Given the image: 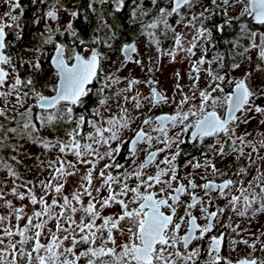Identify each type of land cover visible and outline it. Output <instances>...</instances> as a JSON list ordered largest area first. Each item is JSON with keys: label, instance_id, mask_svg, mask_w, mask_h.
<instances>
[{"label": "snow or ice", "instance_id": "1", "mask_svg": "<svg viewBox=\"0 0 264 264\" xmlns=\"http://www.w3.org/2000/svg\"><path fill=\"white\" fill-rule=\"evenodd\" d=\"M35 2L44 10L32 23L43 21V29L36 34L38 42L30 46L22 44L25 11L21 0H4L9 10L0 15V152H11L8 157L0 156V170L12 180L9 194L28 201L15 205L4 193L7 185L0 181V201L7 209L0 214V264H198L201 248L192 247L193 242L211 233L226 210L239 216L250 211L253 215L264 213V131L238 133L256 115L260 117L258 125L264 127V83L257 85L252 79L255 72L264 74V33L257 43V33L240 23V33L247 36L250 46L236 55L251 63L245 53L258 49L261 63L239 77L231 75L242 67L235 55L230 64L219 52L208 58L215 48V33H223L226 25L250 16L264 26V0H86L84 4L69 0L71 6L64 0ZM129 8L130 19L141 25L138 37L146 39L147 62L138 37L114 46L118 30L105 18L106 12L119 19ZM61 13L69 17L63 24ZM218 14L225 17L224 22L209 27L208 22ZM92 15H98L99 22L86 37L76 23L88 22ZM177 27L182 30L178 32ZM183 29L189 32L185 34ZM169 38L172 43L165 49L162 41ZM233 47L239 48L238 41ZM197 50L200 56L193 59ZM110 52L119 53L114 72H106L104 67L112 62ZM181 52L189 62L192 83L189 95L179 83L180 73H175L179 101L158 91L159 81L151 75L143 81L119 75L129 64L152 74L160 71L164 56L175 63ZM201 73L209 80L204 89L199 87ZM122 83L124 87L115 88ZM142 83L150 89L147 96L138 89ZM92 95L97 96L98 106L87 115L78 113ZM197 99L198 104L194 103ZM110 101L115 103L114 113ZM169 102L176 104L174 113L151 116L142 111L145 103L150 112ZM133 111L145 117L137 128H132L139 119ZM169 126L179 127L180 132L169 137ZM61 128L63 137L43 134L45 129L58 132ZM125 130L133 132L128 139L123 136ZM183 136L202 145V160L184 162L193 170L203 169L197 173L202 183L196 182L193 172L181 175L177 158L183 151L180 146L188 142ZM206 138L212 142L205 144ZM154 142L164 147L152 151ZM28 143L42 150L35 160L38 170L48 175L43 180L37 177L36 181L17 183L23 180L16 168L23 164L20 157L31 158L25 150ZM125 144L131 153V171L115 160ZM141 144L146 147L140 149ZM205 147L212 155L203 151ZM53 150L56 154L48 158ZM138 151L147 155L136 165ZM166 151L170 154L157 162ZM70 155L74 160L67 158ZM217 157L232 158L235 180L217 167ZM105 160L108 162L97 171V165ZM79 166L84 167L83 174L73 190L65 193ZM152 166L155 171L149 174L146 169ZM122 168L124 171H119ZM250 175L245 187L243 178ZM217 177L229 178L218 183ZM234 189L240 194L233 195ZM217 197L227 200L225 207L216 206ZM117 205L119 211L102 215ZM197 211L199 216L194 214ZM200 219L205 223H198ZM116 233L123 237L119 244ZM224 240L222 233L210 237L205 264H231L220 255ZM249 247L254 250L256 245ZM238 264H264V260L246 257Z\"/></svg>", "mask_w": 264, "mask_h": 264}, {"label": "flooded vegetation", "instance_id": "2", "mask_svg": "<svg viewBox=\"0 0 264 264\" xmlns=\"http://www.w3.org/2000/svg\"><path fill=\"white\" fill-rule=\"evenodd\" d=\"M49 2L51 3L52 0H49ZM66 6H71L69 4V0H64ZM72 3H78V4H84L86 3V0H71ZM205 2H207V0H205ZM21 4L24 8L25 11V15L22 18L23 20V25L25 28V32H24V40L22 41L23 45H30V43H32L31 38L34 36L36 37V34L41 31L43 29V21L41 22L40 25H35L32 23V21L39 15L40 11L44 10L43 7L41 5H39L38 3H36L35 1L32 0H21ZM131 11V8H129L127 11L123 12L120 14L119 19H114L111 15L110 12H106L105 18L109 20L110 23H114L116 24V26L118 27V33L119 32H125V33H132L134 30H140L141 25L139 23H134L130 17H129V12ZM69 19V17L65 14L64 18H62V14H61V20L60 23L63 24L65 22H67V20ZM148 19V18H145ZM225 20V17L223 15H216L215 17L211 18V20L208 22V26L209 27H213V25L218 24V23H223ZM99 22V17L98 15H92L89 19L88 22H82V21H77L76 26L80 28L81 30V34L87 36H90L93 34L94 29L97 27ZM243 22L245 24H248L251 28L252 31H255L257 33V43H259V39H260V34L264 33V26L262 25H258L256 23L250 22L248 17L244 18L243 21L237 20L234 23H232L231 25H226L225 26V31L223 33H215L214 35V41H215V48H212L209 52H208V58H211L213 55H215L217 52H219L220 54L224 55L226 57V62L227 63H231L232 62V58L235 55V59L241 61L242 63V67L240 70L232 72L231 75L235 76V77H239L240 75H242V73L245 70H251L255 68V65L258 63H261L259 61L258 58V49L255 53V55L250 56L251 57V63H247L244 60V57H241L239 55H236V53H238L239 51H241L243 48H248L250 46V41L248 40L247 36L242 35L240 33V23ZM104 33L101 32L99 33V35H103ZM231 36L229 38V42H237L239 43V48H235L233 47V43H225L224 41V36ZM132 40V39H131ZM130 40V41H131ZM140 40V38L137 39V43ZM172 41L171 39H167V40H163L162 41V46H165L166 48H168L171 45ZM252 50V49H251ZM248 53V52H247ZM247 53H245L246 57ZM200 56V52L198 50V54H197V58H199ZM254 56V57H253ZM45 67L47 68L48 65L45 64ZM205 67H207V65H205ZM213 67H215V65H213ZM23 72V70H22ZM186 72H189V69H186ZM259 72H255L253 75V83L254 84H260L257 83L258 80H260V77H258ZM263 76V83H264V74H262ZM48 80L51 79L50 76L47 77ZM47 82L42 81V83ZM183 86H184V92L188 93L189 95H191V91L189 89V85L192 83V81L188 78L185 80V76H184V82H182ZM209 83L208 77L206 76V74L201 73V79L199 81V87L200 89H204L207 87ZM159 91V90H158ZM46 94H51L47 89H45ZM218 94V93H216ZM214 94V95H216ZM198 96V93H197ZM193 103L192 101H190V104ZM194 103L198 104L199 103V99H197L196 101H194ZM259 103V102H258ZM164 103H161L160 105H162ZM167 105V104H166ZM163 108H161L158 111H155L153 113H149L147 115H151V116H157V115H162V114H171L174 113L175 109H170L169 107L163 106ZM185 109H187L189 107V105H185L184 106ZM219 112L223 113L224 109H218ZM145 117H141L139 118V123L136 125L135 128H137L140 125L141 120H143ZM195 119V118H192ZM260 117L259 115H256L254 119L251 120V122L247 125H242L239 129H238V133L239 134H243L245 131L247 132H252L254 135H257L258 133L264 131V127L259 126L258 125V121H259ZM174 130V128H172L171 126H169V137L175 136L177 133ZM172 134V135H170ZM133 135V132H131L128 136L125 137V139H128L129 137H131ZM154 135H156L154 133ZM182 139L187 140L188 142L181 145L180 147L182 148V153L181 156L177 158V164L180 166V172L181 175L187 174L189 172H193L195 178H196V182L202 183L203 181H201L199 179V175L197 173H203V169L200 170H193L191 165H188L187 167L184 166V162L187 160H193V162H195L196 160H202L203 156H202V152H201V148L202 145L200 143H196L195 145L193 144V142L191 140L188 139L187 136H183L181 137ZM251 138V137H250ZM212 142V138H206L205 140V144ZM140 149H144L146 147V145L141 144ZM164 145L163 144H159V143H155L153 144L152 147V151H155L158 148H163ZM174 150V149H173ZM203 151L208 152L209 155H212V152L209 151V149H207L206 147L203 149ZM170 153L166 152H162L160 153V155L157 158V162H159V160H162L164 158L165 155H169ZM147 152L146 151H138L137 153V157L135 159V164L138 165L141 162H143V160L146 158ZM115 160L118 161L120 164L124 165L129 171L132 170V158H131V153L129 151V145L125 144L122 147L121 153L119 155H117L115 157ZM217 167L222 169L225 172L229 173V177L232 179H236L235 176H232V172H234L236 170V165L233 163V160L231 157H217L215 160ZM246 162L241 161V164H244ZM119 171H124V169H120ZM146 171L149 174H153L155 171V167L152 166L148 169H146ZM114 174H117L116 172H114ZM252 175H255V172L252 173ZM229 177H217L216 180L217 182H221L222 179H226ZM209 179H212V177H209ZM243 179H245L246 183H245V187H247V180L251 179V175L248 177H244ZM199 192V189L197 190ZM233 195H239L240 193L237 190H233L232 191ZM184 199H187V197H184ZM215 204L218 207H225L227 204V200L223 199V198H219L217 197L215 199ZM242 204V201H241ZM253 207H257V205H253ZM119 211V206H115L114 208H112L111 210H109L108 214H111L112 212H117ZM182 209H181V214H182ZM195 215L199 216V212H194ZM257 214V213H256ZM256 214H252V212L250 211L246 216H239L234 212L228 211L226 210L224 215L222 217L219 218V223L216 225V227L213 229V231L209 234H207L203 240L200 241H195L193 242L192 247H196V246H200L201 248V252H200V256L201 259L198 261V264H205V261L208 259L207 257V247L208 244L210 243V237L212 235H219V234H224L225 236V240L222 244L221 250H220V255L224 258H226L227 260L231 261V264H238V261L240 259H244V258H252V259H256L258 262L261 260H264V244L261 246V248L259 250L256 251V249H252L251 247H249V245L252 244V241L249 240V236H250V228H252V224L254 223L255 220H251L253 219V217ZM229 217L231 219H229ZM101 221L98 220V224ZM198 223H205V221L203 219L198 220ZM231 225V227H227V225ZM233 229H235L233 231ZM117 236V241L118 244L119 242L123 239V237H121L119 235V233H116ZM248 241V244H244L242 241ZM233 241H235L236 243H233ZM99 243V242H98Z\"/></svg>", "mask_w": 264, "mask_h": 264}, {"label": "rangeland", "instance_id": "3", "mask_svg": "<svg viewBox=\"0 0 264 264\" xmlns=\"http://www.w3.org/2000/svg\"><path fill=\"white\" fill-rule=\"evenodd\" d=\"M32 1H35V0H32ZM8 10H9L8 5L6 3H4V0H0V15H3ZM237 11H238V9H237ZM61 14H62V18H64L65 14L64 13H61ZM233 14H235V13H233ZM181 30H182L181 27H177L178 32ZM183 31L185 32V34H187L189 32L188 29H183ZM138 33H139V30H134L133 34L132 33L119 32L118 33V39H117L114 46L118 47L121 43L128 42L131 39H133L134 37H138ZM230 37L225 35L224 41L229 40ZM138 38H140V40L138 41V47L140 49V52L144 55L145 61L147 62V54L145 52V49L147 48L146 39L144 37H138ZM30 41H32V43H30V45L38 42V40L34 36L31 38ZM30 45L25 44L24 46H30ZM163 47L165 49H167L165 46H163ZM152 51L154 53L155 49L153 48ZM256 51H257V49L250 50L247 53V56L255 55ZM197 54H198V50H197ZM109 55L111 56L112 62L106 63L104 65V67H105L106 72H114L116 67H118V64H119V62L117 60V56L119 55V53L110 52ZM183 57H184V53L181 52L177 56L176 62L173 63L169 60V58L167 56H164L160 61V65H159L160 71H156L152 74H149L146 69L142 71L136 65L129 64L128 68H125L123 71H121L119 73V75L121 77L131 75V76L136 77L142 81L149 78V75H151L152 78L159 81L158 85H156V87L159 91L163 92L168 97L174 96L176 101H179L181 96L176 91L177 78L175 76V73L176 72L180 73L179 83L182 85L183 84L182 82H184V76H185V80L188 78V72H186V69L187 68L189 69V62H188V60L184 59ZM196 58H197V55L193 59H196ZM258 77H260V80H258L257 83H263V76L261 73L258 74ZM122 87H124L123 83L115 86V88H122ZM115 88H114V90H115ZM138 89L145 96H147L149 94V91H150L149 87L143 83L138 86ZM135 91H136V89L134 88L133 93ZM133 93H129V95H132ZM95 97L96 98H94L93 103H95L97 100L96 95H95ZM110 103H111V110L114 113L116 111L115 103L111 102V101H110ZM162 105L169 107L170 109L176 108V104L171 103V102L167 103V105L166 104H162ZM162 105L159 104L156 107H153L151 109V111L149 112L148 107L145 103V106L143 107L142 111L145 114L153 113V112L158 111L161 108H163ZM127 106L129 107V109H132L131 103H129ZM100 110L105 116L108 115V112L104 108H101ZM133 115H138L139 118L143 117V115H139V113H137L135 111H133ZM138 123H139V119H137L135 124L132 125V128H135ZM174 130L176 131L174 133L180 132L179 127L174 128ZM130 133H131V131L125 130L123 132L124 138L126 136H128ZM43 134L48 136L49 138L54 137V136L63 137L64 130H63V128H61L57 132V131L45 129V130H43ZM170 135H172V134H170ZM116 146H117V142H113L112 147H116ZM25 150L29 153V156L31 158L25 159L23 156L20 157L23 160V164L22 165H16V168H17V171L20 173V175L23 177V180L17 181V183H22L23 181H36L37 177L40 180H43L48 175V173L46 171L45 172L39 171L37 168L38 162L35 160V157L38 156L42 150L40 148L34 146V145H31L30 143L25 145ZM101 151H104V149L102 148ZM55 154H56L55 150H53V152L48 154V158H53ZM10 155H11V152H10V150H7V149L0 152V156L8 157ZM67 158L69 160H74V157L71 155L68 156ZM107 162H108L107 160L101 161L97 165V171L99 170V168H102L103 165ZM79 167H80V171L77 174V176L69 178V181L65 187V193L71 192L73 190V188L76 186V184L79 180V176L83 174V172L85 170L84 167L83 166H79ZM0 181H3V183L5 185H7L6 187H4V193L7 196V199L12 200V202L17 206H19L21 203H24V204L28 203L27 200L18 201L13 196H11L9 194V190L12 187V180L10 178H7L5 170H0ZM96 183H98V182L94 180V184H96ZM23 190L24 189H21V191H23ZM104 194L106 195V192ZM37 195H40L39 188H37ZM50 199H51V197H49V200ZM3 203H4L3 201H0V214H4L7 212V209L3 207ZM85 203H87V200H85ZM109 210H111V209H105L104 212L102 213V215H107ZM27 211L31 212V206H29ZM251 220H255V221L252 224L253 225L252 228H250L249 240L252 241V244L255 243V245H256L255 249L257 251L264 244V213H257L253 217V219H251ZM24 222H25L24 220H21L20 224L23 225ZM13 223H15L14 218H13ZM97 224H98V221H97Z\"/></svg>", "mask_w": 264, "mask_h": 264}, {"label": "trees", "instance_id": "4", "mask_svg": "<svg viewBox=\"0 0 264 264\" xmlns=\"http://www.w3.org/2000/svg\"><path fill=\"white\" fill-rule=\"evenodd\" d=\"M112 91L114 92L115 90L113 89ZM94 98H96L95 95H92L90 102L88 103L86 108L85 109H77V112L79 113L80 111H83L84 114L87 115L93 107H97L98 105L96 103H93Z\"/></svg>", "mask_w": 264, "mask_h": 264}, {"label": "water", "instance_id": "5", "mask_svg": "<svg viewBox=\"0 0 264 264\" xmlns=\"http://www.w3.org/2000/svg\"><path fill=\"white\" fill-rule=\"evenodd\" d=\"M248 19L250 22L256 23L252 17L249 16Z\"/></svg>", "mask_w": 264, "mask_h": 264}]
</instances>
